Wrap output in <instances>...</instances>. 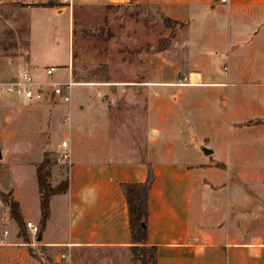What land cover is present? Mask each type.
<instances>
[{"label": "rangeland", "instance_id": "1", "mask_svg": "<svg viewBox=\"0 0 264 264\" xmlns=\"http://www.w3.org/2000/svg\"><path fill=\"white\" fill-rule=\"evenodd\" d=\"M49 4L56 8L63 6L59 0H0L2 203L5 204L7 186L24 196L31 190L34 179L31 162L40 159L45 150H57L66 132L63 127L68 122L63 116L69 108L72 119L78 121L81 97L76 92L83 88L79 85L99 90L96 99L114 101L111 111L118 119L116 127L122 134L135 136L139 159H144L143 150H147V138L151 135L145 121L148 104L163 101L169 110L165 115L167 126L162 127L167 141L177 149L186 147L189 152L184 157H175L177 164L201 161L229 165L240 150L241 155H248L242 157L248 168L260 166L261 173L255 174L260 179L257 185H264V7L246 16L242 11L228 13L226 5L215 3L216 8L208 6L188 12L176 21L165 20L155 6L73 5L68 12L66 31L67 15L56 18L39 9L31 17L33 8ZM67 34L71 49L68 69ZM169 45L170 54L161 59L160 52ZM28 63L31 67H27ZM49 64L56 68L54 81H66L71 70L72 80L78 86L72 89L70 104L48 98L29 103L6 91V85L15 81L23 68L37 82H45L44 70ZM189 69L201 71L202 82L215 86H188ZM218 83L225 85L216 86ZM243 108L251 114H246ZM161 110L150 114L153 121ZM230 110H235L240 121L229 120ZM97 118L95 114L87 117L93 122ZM6 133L8 138H4ZM17 142L29 150L17 151ZM91 148L95 149L88 146ZM203 149L211 150V154L204 155ZM49 158L55 159L51 153ZM229 171L214 168L208 175L217 178L215 174L220 173L222 179H231L232 185L246 181L247 206L257 208L258 199L250 190L255 186L249 182L253 175L243 178L241 172ZM33 187L36 192V179ZM28 203V221L37 226L39 209ZM23 224L25 237L20 241H26L30 247L38 246L26 222ZM4 230L11 236L15 228L7 219L0 218V237ZM103 253L110 254L105 250Z\"/></svg>", "mask_w": 264, "mask_h": 264}, {"label": "crops", "instance_id": "2", "mask_svg": "<svg viewBox=\"0 0 264 264\" xmlns=\"http://www.w3.org/2000/svg\"><path fill=\"white\" fill-rule=\"evenodd\" d=\"M215 3L222 4L219 0H70V6L56 8L47 5L33 8L30 13L32 17V12L41 9L56 18L67 15V31L68 12L73 5L155 6L166 18L179 21L188 12L208 6L216 8ZM223 5H226L228 13L242 11L250 16L254 11L262 10L264 0H228ZM67 47L66 67L71 59L68 34ZM170 47L160 52L161 59L170 54ZM49 66L54 65H46ZM27 67H31V64L28 63ZM189 70V77L197 74L200 82L198 85L187 83L188 86H215L202 82L201 71ZM79 86L83 88L76 92L81 97L77 108V113H81L78 121L72 119L70 106L67 115L63 116L64 121L68 122L63 127L66 130L63 138L69 141L70 164L65 167L58 162L59 143L57 150L49 149L51 157L55 158L51 160L50 184L56 185L64 178L68 182L66 193L53 196L50 200V216L38 244L48 248L53 264H132L127 206L119 184L143 182L147 164L151 165L154 174L148 193L147 244L156 247V264H264V185H257L260 179L255 175L261 173L260 166L255 164L248 168L242 159L248 155H241L240 150L238 157L230 160L229 165L201 161L191 165L177 164L175 157H184L189 152L186 147L177 149L167 141L169 138L162 127L167 126L165 115L169 110L163 101L155 100L153 103L149 101L145 117L151 135L147 138V150H143V162L136 155L135 136L132 133L122 134L116 127L118 119L111 111L115 107L114 101L96 99L99 90ZM82 98H87L89 102ZM137 103L141 104V101ZM141 105L142 108L147 107ZM158 108L163 110L153 121L150 114ZM243 109L246 114H251L246 108ZM91 114L98 115L96 122L87 119ZM228 118L231 122L240 121L235 110L229 111ZM4 136L8 138L7 133ZM15 146L17 151L29 150L20 147L18 142ZM88 146L95 149L89 150ZM41 159L31 162L34 179L27 195L24 196L12 186H7L6 190L19 204L26 223L30 222L27 218L28 202L39 209L38 186L36 192L33 186L35 168ZM214 168H221L223 172L229 171V168V172L239 171L243 178L251 173L253 178L249 182L255 187L250 190L258 199V207L247 206L249 192L244 184L246 181L232 185L231 179H222L220 173L215 174L217 178L210 177L208 173H213ZM62 172L64 175H61ZM39 217L40 210L37 222ZM0 218L7 219L15 228L11 236L6 230V235L2 232L0 264H40L28 252L27 244L20 241L17 226L9 218L8 207L1 201ZM104 250L110 254L105 255Z\"/></svg>", "mask_w": 264, "mask_h": 264}, {"label": "trees", "instance_id": "3", "mask_svg": "<svg viewBox=\"0 0 264 264\" xmlns=\"http://www.w3.org/2000/svg\"><path fill=\"white\" fill-rule=\"evenodd\" d=\"M48 6H55L49 4ZM167 20L166 17H164ZM49 152L44 151L41 161L36 165L35 174L39 193L40 217L37 222L38 235L45 230L50 216V200L53 196L66 193L68 182L64 178L56 185L50 184V166L52 161ZM144 162V159H141ZM154 181V174L150 164H147L146 178L143 182L120 183L119 187L125 199L128 214V229L131 247L130 261L132 264H156V247L147 244V219H148V193ZM8 207L9 218L15 222L18 228V237L24 238L22 233L24 221L19 204L11 198L10 193L4 197ZM26 244V241L24 242ZM30 255L40 264H53L50 253L45 246L30 247L27 245ZM43 255V256H42Z\"/></svg>", "mask_w": 264, "mask_h": 264}, {"label": "built area", "instance_id": "4", "mask_svg": "<svg viewBox=\"0 0 264 264\" xmlns=\"http://www.w3.org/2000/svg\"><path fill=\"white\" fill-rule=\"evenodd\" d=\"M219 2L226 4L228 0H219ZM61 3L63 6H70V0H61ZM55 71L56 68L54 66L46 67L44 70L46 81L37 82L33 79L30 72L23 68L19 71L16 80L6 85V91L22 97L29 103H39L46 98L54 99L58 103H70L72 100V89L77 85L72 80L71 71H68V78L63 82L52 80ZM57 157L58 162L63 166L67 167L70 164L69 141L66 138H63L59 143ZM26 228L32 233L35 241L38 235L37 226L32 222H27ZM6 234L7 232L4 231V235Z\"/></svg>", "mask_w": 264, "mask_h": 264}, {"label": "bare ground", "instance_id": "5", "mask_svg": "<svg viewBox=\"0 0 264 264\" xmlns=\"http://www.w3.org/2000/svg\"><path fill=\"white\" fill-rule=\"evenodd\" d=\"M198 82H200V76L199 75H197V74L190 75V77H189V83L191 85L197 84Z\"/></svg>", "mask_w": 264, "mask_h": 264}, {"label": "water", "instance_id": "6", "mask_svg": "<svg viewBox=\"0 0 264 264\" xmlns=\"http://www.w3.org/2000/svg\"><path fill=\"white\" fill-rule=\"evenodd\" d=\"M203 154L209 155V154H211V150L203 149ZM0 159H2L1 149H0ZM40 241H41V235L37 236V238H36V242H40Z\"/></svg>", "mask_w": 264, "mask_h": 264}]
</instances>
